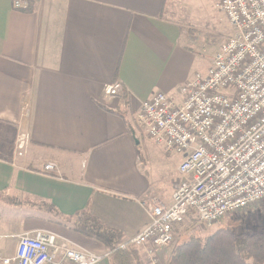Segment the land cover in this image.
I'll return each mask as SVG.
<instances>
[{
  "label": "crops",
  "instance_id": "0c3cea01",
  "mask_svg": "<svg viewBox=\"0 0 264 264\" xmlns=\"http://www.w3.org/2000/svg\"><path fill=\"white\" fill-rule=\"evenodd\" d=\"M20 1L0 0V257L42 231L111 264L103 244L54 215L88 207L127 239L148 222V200L170 202L181 156L149 139L136 114L197 72L192 27L181 0Z\"/></svg>",
  "mask_w": 264,
  "mask_h": 264
},
{
  "label": "built area",
  "instance_id": "2783aa9c",
  "mask_svg": "<svg viewBox=\"0 0 264 264\" xmlns=\"http://www.w3.org/2000/svg\"><path fill=\"white\" fill-rule=\"evenodd\" d=\"M13 0V7H21ZM230 34L204 72L169 94L157 91L136 114L139 129L168 153L180 155L170 202L150 199L148 222L121 247L164 250L173 227L190 218L210 226L264 200V0H217ZM122 84H108L111 98ZM55 164L47 162L45 173ZM166 254V250L163 251ZM102 255L77 249L53 233L21 234L2 264H97ZM156 261V259H154ZM149 260L148 264H156Z\"/></svg>",
  "mask_w": 264,
  "mask_h": 264
},
{
  "label": "trees",
  "instance_id": "16d2710c",
  "mask_svg": "<svg viewBox=\"0 0 264 264\" xmlns=\"http://www.w3.org/2000/svg\"><path fill=\"white\" fill-rule=\"evenodd\" d=\"M22 9L29 10L28 1ZM44 209L54 212L49 205ZM54 216L83 236L103 244L111 264H139L134 247H121L125 241L122 232L104 225L88 207L71 216ZM166 264H264V228L237 231L229 226L218 228L205 237L190 235L170 251Z\"/></svg>",
  "mask_w": 264,
  "mask_h": 264
},
{
  "label": "rangeland",
  "instance_id": "374dc122",
  "mask_svg": "<svg viewBox=\"0 0 264 264\" xmlns=\"http://www.w3.org/2000/svg\"><path fill=\"white\" fill-rule=\"evenodd\" d=\"M180 1V0H178ZM217 0H181L184 23L190 24V32L194 42H189L195 52V61L192 66L194 71H206L211 64L215 52L220 44L230 34V28L224 14L216 6ZM220 39V40H219ZM218 41V42H217ZM146 141V140H145ZM149 141V140H148ZM150 142V141H149ZM146 150L144 153L151 162L155 154V148L148 143H140ZM167 187L166 183L164 184ZM233 227L235 230L242 228L258 230L264 228V200L256 206L248 207L232 212L211 224L210 226L200 224L196 220H186L175 226L173 239L164 250L149 254V245L135 248L138 252L139 264H148L149 260L156 259V264H166L170 251L190 235L205 237L218 228ZM165 255V256H164Z\"/></svg>",
  "mask_w": 264,
  "mask_h": 264
}]
</instances>
